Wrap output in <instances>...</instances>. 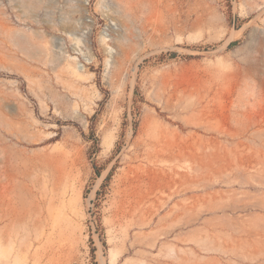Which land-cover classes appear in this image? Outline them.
I'll use <instances>...</instances> for the list:
<instances>
[{
    "label": "rangeland",
    "instance_id": "1",
    "mask_svg": "<svg viewBox=\"0 0 264 264\" xmlns=\"http://www.w3.org/2000/svg\"><path fill=\"white\" fill-rule=\"evenodd\" d=\"M0 246L264 264V0H0Z\"/></svg>",
    "mask_w": 264,
    "mask_h": 264
},
{
    "label": "bare ground",
    "instance_id": "2",
    "mask_svg": "<svg viewBox=\"0 0 264 264\" xmlns=\"http://www.w3.org/2000/svg\"><path fill=\"white\" fill-rule=\"evenodd\" d=\"M76 73V72H75ZM76 75H78L77 73H76ZM54 163H55V161H54ZM57 163V162H56ZM61 162H58V164H60ZM55 166V165H54ZM54 166L52 167V168H54ZM62 166V165H61ZM56 167V166H55ZM65 167V166H64ZM56 171L54 172V175H53V188H55V189H57V191H58V189L60 188V190L62 191V192H64L65 190V188H66V186H67V184L69 183H67L66 184V182L68 181V176H70V173L69 174H67V173H65V171H64V169H59V167L57 168V169H55ZM51 171L52 170H50V173H51ZM53 171H54V169H53ZM6 173V172H5ZM53 173V172H52ZM52 175V174H51ZM51 175H50V177H51ZM52 179V178H51ZM70 181V180H69ZM51 185H52V183H51ZM53 188H52V190H53ZM64 190V191H63ZM47 193V192H46ZM46 193H44V195H46ZM52 193H55V192H53L52 191ZM57 193V192H56ZM53 194V195H56L57 197L59 196V198H62L63 197V195H62V197H60V195L61 194H63V193H61V192H59V193H57V194ZM61 193V194H60ZM49 195H47V197H48ZM55 196V197H56ZM44 197V196H43ZM47 197H45V198H47ZM49 199L51 200L52 199V196H50L49 197ZM35 212H36V210H35ZM1 246H2V244H1ZM0 246V249L2 248ZM4 249V247L1 249V251L0 252H4V251H2ZM3 264H7L6 262H2Z\"/></svg>",
    "mask_w": 264,
    "mask_h": 264
}]
</instances>
